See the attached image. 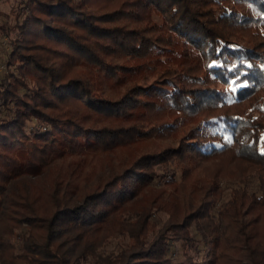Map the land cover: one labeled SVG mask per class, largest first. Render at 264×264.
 <instances>
[{"label":"trees","instance_id":"1","mask_svg":"<svg viewBox=\"0 0 264 264\" xmlns=\"http://www.w3.org/2000/svg\"><path fill=\"white\" fill-rule=\"evenodd\" d=\"M2 32L0 264H264V0H19Z\"/></svg>","mask_w":264,"mask_h":264},{"label":"rangeland","instance_id":"2","mask_svg":"<svg viewBox=\"0 0 264 264\" xmlns=\"http://www.w3.org/2000/svg\"><path fill=\"white\" fill-rule=\"evenodd\" d=\"M19 6V0H0V27L7 28L12 25L15 18L16 10ZM11 34L6 36L4 32L0 34V77L4 83L7 82V73L4 69V59L6 53L9 51L8 42ZM116 242L111 241L106 250L114 248Z\"/></svg>","mask_w":264,"mask_h":264},{"label":"snow or ice","instance_id":"3","mask_svg":"<svg viewBox=\"0 0 264 264\" xmlns=\"http://www.w3.org/2000/svg\"><path fill=\"white\" fill-rule=\"evenodd\" d=\"M209 67H211V65ZM226 139H227V137H226ZM261 139L264 140V135L261 136ZM262 153H264V150H262Z\"/></svg>","mask_w":264,"mask_h":264}]
</instances>
